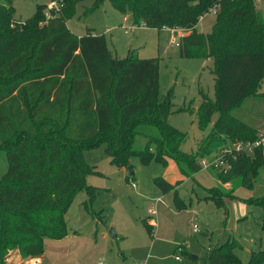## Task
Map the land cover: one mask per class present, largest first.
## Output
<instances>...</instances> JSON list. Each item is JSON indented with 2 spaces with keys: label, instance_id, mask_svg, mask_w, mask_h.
Returning <instances> with one entry per match:
<instances>
[{
  "label": "trees",
  "instance_id": "trees-1",
  "mask_svg": "<svg viewBox=\"0 0 264 264\" xmlns=\"http://www.w3.org/2000/svg\"><path fill=\"white\" fill-rule=\"evenodd\" d=\"M85 0H50L58 5L52 17L47 6L38 5L23 22L15 21L14 0H0V150L4 151L7 172L0 179V264L13 251L24 259L38 258L47 239L65 235V214L74 198L85 192L84 210L98 223L103 217L91 210L98 189L87 177L98 175L84 156L85 151L105 144L110 164L127 169L131 159L142 166L152 162L166 167L168 160L189 173L201 169L200 160L222 154L228 143L254 141L260 130L234 114L245 99L258 93L264 80V19L255 0H92L83 12L91 14L108 1L120 14H129L134 26L182 31L179 56L211 60L214 98L199 92L196 113L180 108L173 112V89L159 92V64L155 58L128 54L119 58L107 46L104 36L87 30L75 36L66 21L76 16L77 5ZM212 9L215 22L210 33L197 26ZM255 77L244 81L240 73ZM233 69L239 85L224 103V70ZM243 80V81H241ZM234 87V85H233ZM194 114L197 127L205 130L214 114L218 119L200 141L197 151L181 150L185 134L171 126L172 113ZM259 118V114L256 115ZM151 127L157 136L147 137L143 151H134L133 142ZM146 137V136H145ZM225 169L216 174L220 187L209 188L203 198L224 208L234 187L253 189L264 168L262 151L223 155ZM154 184L163 194L174 192L178 210L181 201L176 186L162 178ZM229 185V189L222 188ZM249 206L260 207L264 231V195L248 198ZM154 225L146 224L151 231ZM229 239L209 250V264H242ZM247 264H264V251L251 252Z\"/></svg>",
  "mask_w": 264,
  "mask_h": 264
},
{
  "label": "rangeland",
  "instance_id": "rangeland-1",
  "mask_svg": "<svg viewBox=\"0 0 264 264\" xmlns=\"http://www.w3.org/2000/svg\"><path fill=\"white\" fill-rule=\"evenodd\" d=\"M91 4L92 0H85L77 5L76 16L66 21L70 32L83 37L89 29L104 36L108 48L115 51L119 58L134 54L138 58L157 59L159 92L165 96L173 89V112L185 108L196 113L201 103L199 92L214 98L211 60L182 58L178 47L170 44L173 35H181L180 30L172 34L163 29L134 27L131 16L125 17L115 11L108 1L84 16L83 12ZM38 5L47 6L48 17H52V11L59 8L50 0H14L15 21L23 22L30 18ZM255 7L264 19V0H255ZM214 22V14L208 13L197 28L201 33L208 34ZM248 68L249 65L243 68L240 76L244 77V81L250 79L253 86L255 77L251 79L245 75L250 74ZM231 74L233 69L227 66L223 74L224 103L230 100L232 91L241 85H236L237 74L229 77ZM263 91L264 80L257 88L258 93ZM234 114L248 123H256L258 130L264 129V98L251 96L245 99ZM217 119L218 115L214 114L203 131L198 129L195 115L187 111L172 113L168 122L185 134L181 150L194 154ZM141 132L146 137H135L134 151H143L147 146V137L158 135L151 127H142ZM227 146H231V142ZM84 156L98 172V175L87 177V184L98 189L91 210L102 216L104 223H98L84 210L83 205L88 197L85 192H80L65 214L63 238L45 240L39 256L42 264H209L205 260L206 253L229 239L237 241L233 252L242 264H247L251 252L264 251V231L260 227L262 209L245 202L250 197L264 195V168L256 178L253 189L234 187L233 197L225 199V207L221 208L203 198L210 195L207 191L209 188L220 187L216 174L226 168V161L219 169H200L189 173L176 163L171 167H162L154 162L142 166L137 158H132L134 175L130 176L125 168L110 164L105 144L85 151ZM204 158L213 162L218 154ZM6 172V156L0 150V179ZM172 175L177 177L175 181H180L176 187L181 201L180 210L174 203V192L163 194L154 184V179L170 180ZM222 188L229 189V185ZM151 220L155 221V225L149 231L146 224H150ZM14 252L8 257V264L14 263L16 257H19L21 264L32 263L29 258L24 259L19 253L14 255Z\"/></svg>",
  "mask_w": 264,
  "mask_h": 264
},
{
  "label": "built area",
  "instance_id": "built-area-1",
  "mask_svg": "<svg viewBox=\"0 0 264 264\" xmlns=\"http://www.w3.org/2000/svg\"><path fill=\"white\" fill-rule=\"evenodd\" d=\"M55 5V4H54ZM210 13L215 14L216 9H212ZM134 26V25H133ZM134 27H143L142 25L134 26ZM163 30H166L170 33H178L179 29H168V28H163ZM180 33L182 31L180 30ZM181 35H173L170 39V44L175 45L176 47L179 46V40H180ZM261 150L263 155H264V129H260V132L258 134V138L255 139L254 141H235L234 143H231V146H227L222 152V154L218 155L217 160H214L213 162H210L206 160L205 158H202L199 162L201 169H210V168H215L219 169L221 166L224 164L223 155H228L234 152L237 153H246V154H252L255 150ZM225 165V164H224ZM179 252L181 250L179 249ZM176 260L179 258L176 256ZM31 264H41V261L39 258H32L30 259ZM97 264H103L102 262H98Z\"/></svg>",
  "mask_w": 264,
  "mask_h": 264
},
{
  "label": "crops",
  "instance_id": "crops-1",
  "mask_svg": "<svg viewBox=\"0 0 264 264\" xmlns=\"http://www.w3.org/2000/svg\"><path fill=\"white\" fill-rule=\"evenodd\" d=\"M129 14H125L124 16L125 17H127ZM130 16V15H129ZM132 21V20H131ZM133 25V24H132ZM129 28H125V30H128ZM133 29H135V28H132V30ZM125 32V31H124ZM126 33V32H125ZM93 35H97V34H95V33H93ZM111 52H113L114 53V55H116V52L115 51H113V50H110ZM170 118V117H169ZM168 118V119H169ZM184 152V151H183ZM186 153V152H185ZM173 164H175V162L174 161H172V160H168V163H167V166L166 167H171ZM126 171H128L127 169H126ZM175 178H177V177H173V175H172V178H170V180H165V181H167L168 183H170V184H172V185H174V186H178V184H179V182L180 181H175L176 179ZM226 186H228V185H226ZM245 219V218H244ZM150 224H152V225H155V221L154 220H151L150 221ZM16 253H18L17 251H15L14 252V255H17ZM39 258V257H38ZM40 259V258H39ZM9 260L10 259H8V263H9ZM40 261H41V259H40ZM12 264H21V262H19V257H16V258H14V263H12ZM41 264H42V261H41Z\"/></svg>",
  "mask_w": 264,
  "mask_h": 264
},
{
  "label": "water",
  "instance_id": "water-1",
  "mask_svg": "<svg viewBox=\"0 0 264 264\" xmlns=\"http://www.w3.org/2000/svg\"><path fill=\"white\" fill-rule=\"evenodd\" d=\"M128 172H129V175L130 176H133L134 175V172H133V167L130 165L128 168H127ZM114 235V234H113Z\"/></svg>",
  "mask_w": 264,
  "mask_h": 264
}]
</instances>
